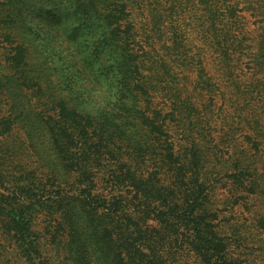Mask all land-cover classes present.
Returning <instances> with one entry per match:
<instances>
[{
    "label": "trees",
    "instance_id": "obj_1",
    "mask_svg": "<svg viewBox=\"0 0 264 264\" xmlns=\"http://www.w3.org/2000/svg\"><path fill=\"white\" fill-rule=\"evenodd\" d=\"M44 14L53 21L30 90L46 108L31 115L49 128L72 181L0 195L27 264H42L44 240L67 229L95 238L106 264H175L166 251L175 257L180 244L200 264H258L230 255L201 143L219 83L233 88L224 98L233 123L255 134L257 154L264 145V0H0V62L17 84ZM192 44L214 52L221 80ZM216 149L207 148L215 158ZM251 158L233 157V180L248 194L241 200L263 205L264 172ZM60 166L50 169L61 175ZM254 220L264 242V213Z\"/></svg>",
    "mask_w": 264,
    "mask_h": 264
},
{
    "label": "rangeland",
    "instance_id": "obj_2",
    "mask_svg": "<svg viewBox=\"0 0 264 264\" xmlns=\"http://www.w3.org/2000/svg\"><path fill=\"white\" fill-rule=\"evenodd\" d=\"M37 8L40 9L41 5L39 4ZM246 19L253 33L257 28L254 25L255 19L250 17ZM52 21V16L49 14H44L42 18L37 16L33 26L35 31L30 34L32 41L28 43L31 45L29 46L31 59L27 61L23 69L18 70L21 72L18 75L20 78L18 84L9 76V64L0 62V195L7 196L29 183L38 186L44 184L49 187L56 186L57 182L60 184L57 181L58 177L72 181L71 176L64 175L65 171L62 168L64 156L53 144L49 128L38 116L31 115V113H40L46 108L44 99H35L30 87L32 77L34 78L35 73L39 71L41 54L45 51L43 45L47 31H44V26L48 28ZM253 35L255 37L256 32ZM192 45L199 48L200 60L208 64V70L215 73L221 80L217 56L214 52L210 50L204 52L205 44ZM246 68L243 66L242 70ZM244 74L241 78H247L250 75L247 71ZM12 81L15 86L13 91H11ZM218 85L221 88L214 103L210 105L207 102L208 114L213 112V117L209 118L213 121L209 122L205 130L208 134L201 143L206 148L207 162L204 171L209 175V185L213 187L211 193L213 209H211L218 216V224L221 225L224 236L232 237L230 238L231 257L241 259L243 262H246V257L254 258L258 264H264L263 236L254 220L259 214L264 213V204L252 198L241 200L240 198L248 194L244 192L238 195L236 191L238 184L233 180V173H235L233 157L243 152L250 157V163H253L252 156H258V159L254 160L259 161L258 166L264 172V145L261 144V151L257 154L252 142L255 134H252L244 125L233 123V111L224 99L231 96L233 88L226 87L225 84L218 83ZM248 135H252L251 142L246 138ZM174 137L180 138L175 134ZM209 144L217 147V158L207 150ZM55 165H61V175L55 174L50 169ZM2 207H5V204ZM7 217L6 211L0 214V264H27L24 252L14 237ZM44 220L45 217L40 215L36 221V231L41 232L43 226L40 224ZM97 221L100 220L97 219ZM148 224L156 228L160 227L157 222L149 221ZM96 225L99 226L100 222H96ZM233 227L239 229V232H233ZM57 234L56 238L53 235V238L49 236L44 240L42 264H106V257L101 256L94 249L95 238L88 234H72L68 229L59 231ZM180 245H174L172 248L175 257L166 251L167 258L175 259V264H200L196 255L189 251L185 244L183 247Z\"/></svg>",
    "mask_w": 264,
    "mask_h": 264
}]
</instances>
